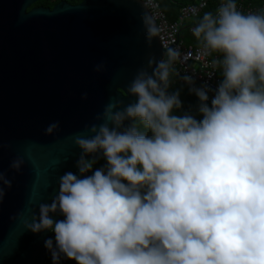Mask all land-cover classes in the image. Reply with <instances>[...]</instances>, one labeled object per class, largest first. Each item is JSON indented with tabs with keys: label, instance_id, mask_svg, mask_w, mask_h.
Returning <instances> with one entry per match:
<instances>
[{
	"label": "clouds",
	"instance_id": "clouds-1",
	"mask_svg": "<svg viewBox=\"0 0 264 264\" xmlns=\"http://www.w3.org/2000/svg\"><path fill=\"white\" fill-rule=\"evenodd\" d=\"M192 33L223 54L216 89L182 76L202 119L173 114L183 107L179 90L169 91L179 50L150 59L151 73L140 69L128 85L134 102L110 101L96 117L102 123L73 137L79 175H61L52 202L26 223L33 233L54 232L44 241L53 264H264V14L222 0ZM59 128L53 122L45 134ZM24 163L18 156L10 168ZM11 187L0 171V202Z\"/></svg>",
	"mask_w": 264,
	"mask_h": 264
},
{
	"label": "water",
	"instance_id": "water-1",
	"mask_svg": "<svg viewBox=\"0 0 264 264\" xmlns=\"http://www.w3.org/2000/svg\"><path fill=\"white\" fill-rule=\"evenodd\" d=\"M40 1L0 0V171L12 181L0 202V264L44 263L51 231L33 233L26 223L52 202L61 175H79L73 137L102 123L96 117L110 101L134 102L128 85L166 52L157 32L146 34L145 17L157 25L141 0L34 7ZM53 122L60 128L46 135ZM18 156L25 163L16 172Z\"/></svg>",
	"mask_w": 264,
	"mask_h": 264
},
{
	"label": "built area",
	"instance_id": "built-area-1",
	"mask_svg": "<svg viewBox=\"0 0 264 264\" xmlns=\"http://www.w3.org/2000/svg\"><path fill=\"white\" fill-rule=\"evenodd\" d=\"M145 7L149 10L153 20L157 25V33L160 45L164 51L169 48H176L180 52V57L175 61L173 65V72L175 77L170 79L171 87H182L190 92L189 88L192 85L186 83L182 76L190 75L193 77L196 87H201L207 84L211 89H216L223 79L222 67L216 63L217 60L223 59V54L217 52L207 51L203 48L202 44L195 46L188 44L186 38L182 37V29L186 26L189 30V34L194 36L192 28L195 27L192 24V20L198 18L203 10L208 7L209 0H201L194 5H188L182 8L178 20L171 22L166 13L162 10L160 4L156 0H141ZM217 9L222 3V0H218ZM238 10L244 14L248 13H260L264 12L262 9L254 8L252 6L245 5L243 2L236 3ZM195 37V36H194ZM193 64L195 66H193ZM209 106H211V99L214 96V92L210 91ZM51 238L55 239L54 232H51ZM70 260L61 259L59 264H69ZM43 264H53L52 257L48 251L46 259Z\"/></svg>",
	"mask_w": 264,
	"mask_h": 264
},
{
	"label": "trees",
	"instance_id": "trees-1",
	"mask_svg": "<svg viewBox=\"0 0 264 264\" xmlns=\"http://www.w3.org/2000/svg\"><path fill=\"white\" fill-rule=\"evenodd\" d=\"M62 1H66L72 5H78L83 0H41L38 2L34 7L43 6L46 8H53L55 5L59 4ZM162 10L166 13L167 17L171 22H175L178 20L180 16V12L183 7L188 5H194L199 3L201 0H156ZM236 3L243 2L245 5L252 6L254 8L262 9L264 7V0H235ZM218 0H209L208 7L203 10L201 15L196 18L191 25L196 26L199 20L203 17L205 13L211 12L213 14L216 13ZM264 14V12L262 13ZM193 38V37H192ZM194 40L197 38L194 37ZM199 44V43H197ZM218 53V52H217ZM222 54V53H219ZM175 77V72H172V75L170 76V79ZM179 90L180 92V99L182 101L183 107L181 109H174L173 114L182 116L184 113L188 112L195 116L197 119H202V115L198 112L197 108L200 103L198 97L196 95H192L188 92L187 89L182 87H170V92H175ZM105 161L103 159H100L95 165L94 168L101 167ZM69 264H75V261H71Z\"/></svg>",
	"mask_w": 264,
	"mask_h": 264
},
{
	"label": "crops",
	"instance_id": "crops-1",
	"mask_svg": "<svg viewBox=\"0 0 264 264\" xmlns=\"http://www.w3.org/2000/svg\"><path fill=\"white\" fill-rule=\"evenodd\" d=\"M186 27H188V26H186ZM186 27H184V28L182 29V37H183V38H186V41H187L188 44H193V45H195V46H199V45L201 44V42L198 41L197 39L194 40V39H193L194 36H192V35L189 34V30H188ZM192 37H193V38H192ZM188 39H189V40H188ZM197 43H199V44H197Z\"/></svg>",
	"mask_w": 264,
	"mask_h": 264
},
{
	"label": "rangeland",
	"instance_id": "rangeland-1",
	"mask_svg": "<svg viewBox=\"0 0 264 264\" xmlns=\"http://www.w3.org/2000/svg\"><path fill=\"white\" fill-rule=\"evenodd\" d=\"M192 21H194V20H192ZM189 40V39H188ZM193 66H195L194 64H193Z\"/></svg>",
	"mask_w": 264,
	"mask_h": 264
}]
</instances>
